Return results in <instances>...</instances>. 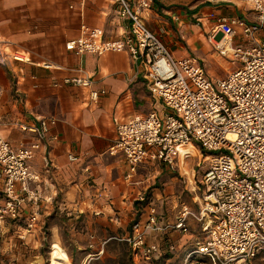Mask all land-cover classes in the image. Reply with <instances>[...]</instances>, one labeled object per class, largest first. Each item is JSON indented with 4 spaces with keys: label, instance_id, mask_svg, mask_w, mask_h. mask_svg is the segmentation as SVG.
Segmentation results:
<instances>
[{
    "label": "crops",
    "instance_id": "1",
    "mask_svg": "<svg viewBox=\"0 0 264 264\" xmlns=\"http://www.w3.org/2000/svg\"><path fill=\"white\" fill-rule=\"evenodd\" d=\"M126 1L136 5L140 0ZM208 12L254 21L250 9L238 0H208L188 10L159 9L152 3L143 18L171 56L179 59L192 57L190 54L206 46L212 23L201 17ZM198 19L201 24L197 26ZM126 25L112 0H0V42L9 46V52L29 58L23 63L9 58L0 64V139L13 148L29 144L32 135L19 126L32 124L37 118L53 119L50 134L56 137L28 164L30 173L37 177L30 187L41 197L35 229H23L30 212L27 208L17 225L8 226L0 234L5 248L1 255L10 259V264H39L36 250L46 239L41 232L45 225L51 244L50 264L54 244L66 253L67 264L104 263L107 259L120 264L119 254L110 253L109 245L126 244L121 240L131 236L132 224L146 220L147 210L137 198L154 185L147 170L155 167L167 172L168 168L159 162H147L128 181L122 155H111L109 150L116 139L118 122L161 112L162 107L150 96L127 54L77 56L65 50V43L78 38L82 26L100 28L106 39H114L124 36ZM257 37L264 38V32ZM44 63L53 68L44 69ZM78 68L92 79V89L105 91L97 106L88 102L87 90L60 85L63 78L77 76ZM68 156L76 160L71 162ZM1 190L0 184V204ZM152 190L150 200L161 226L174 223L181 208L193 213L199 210L198 196L193 197L196 204H185L180 201V192L173 189L162 193ZM186 224L188 231L184 234L172 229L148 233L146 244L156 245L160 253L150 261L134 255L130 264H209L199 256L188 257L197 243L206 240V234L195 220L188 219Z\"/></svg>",
    "mask_w": 264,
    "mask_h": 264
},
{
    "label": "built area",
    "instance_id": "2",
    "mask_svg": "<svg viewBox=\"0 0 264 264\" xmlns=\"http://www.w3.org/2000/svg\"><path fill=\"white\" fill-rule=\"evenodd\" d=\"M238 1L253 13V22L214 12L201 17L212 23L208 44L218 57L236 67L223 79H212L190 57L171 56L160 36L144 22L143 14L151 9L152 0H140L136 5L112 0L119 19L127 22L123 37L106 39L102 29L82 26L79 37L65 43V50L77 56L127 54L150 96L162 107L161 112L116 125L109 153L122 155L126 180L147 162H159L173 170L179 153L188 145L211 156L199 181L197 213L181 208L174 223L161 226L150 198L138 196L137 202L147 210L146 220L143 224L135 221L131 236L121 241L144 261L160 253L156 245L146 244L148 233L169 229L187 233L188 219L200 223L201 232L206 234L190 258L199 256L209 264H245L264 255V38L257 37L264 32V0ZM173 20L178 22L179 18ZM8 47L0 42V64L9 58L29 62L25 54L9 52ZM42 67L53 68L48 63ZM76 72L77 76L63 78L60 85L87 90L88 102L97 106L105 91L92 89V79L82 69ZM54 125L51 118L20 125V130L32 137L29 144L20 143L16 148L0 139V234L17 225L27 208L30 212L23 229H35L41 197L30 187L37 177L30 173L28 164L39 149L46 151L48 142L56 140L50 134ZM68 160L76 158L68 156ZM43 162L48 166L46 157Z\"/></svg>",
    "mask_w": 264,
    "mask_h": 264
},
{
    "label": "rangeland",
    "instance_id": "3",
    "mask_svg": "<svg viewBox=\"0 0 264 264\" xmlns=\"http://www.w3.org/2000/svg\"><path fill=\"white\" fill-rule=\"evenodd\" d=\"M206 2H208V0H153V5L159 9L174 7L176 9L183 8L188 10L196 6L206 4ZM190 56H192L190 58L198 62V65L200 64L203 66L208 76L212 79H223L229 71H233L236 68L235 65L227 63L225 60L221 59L215 54L214 50L207 42V36L206 46L202 49V51L190 54ZM210 158L211 156L203 153L199 147L188 145L182 152L179 153L178 163L173 170L168 169L166 172L164 171V168H162V170L159 168L155 169V167L152 169L149 168L147 170V173H149L148 177H152V179H150L152 180L150 184L154 182V185L152 184V186H150L146 191V194L149 195L148 198L151 196L150 193L152 189L162 193L164 189L169 188L180 192V201L183 203L196 204V201H194L193 197H199L200 195L199 181L201 179L202 172H204L208 166ZM172 180H174V184L171 183ZM192 188L195 189L193 190ZM41 232L46 236V239L43 240V243L40 245L38 250H36L40 255L39 264H50L49 253L51 244H49L47 241V236L49 235L47 225L42 228ZM2 245L3 244L0 242V263L10 264V259H4V255H1V253L5 250V248L3 249ZM109 251L110 253L116 252L119 254L120 259H118V263H131L129 259V247L127 245L122 243H113L109 245ZM96 258L97 257L94 259ZM12 263L15 264L16 262ZM91 264H114V261L112 259H107L104 263H100L99 261L95 260ZM245 264H264V255L259 256L258 258Z\"/></svg>",
    "mask_w": 264,
    "mask_h": 264
},
{
    "label": "bare ground",
    "instance_id": "4",
    "mask_svg": "<svg viewBox=\"0 0 264 264\" xmlns=\"http://www.w3.org/2000/svg\"><path fill=\"white\" fill-rule=\"evenodd\" d=\"M66 253L56 244L51 246V263L67 264Z\"/></svg>",
    "mask_w": 264,
    "mask_h": 264
},
{
    "label": "trees",
    "instance_id": "5",
    "mask_svg": "<svg viewBox=\"0 0 264 264\" xmlns=\"http://www.w3.org/2000/svg\"><path fill=\"white\" fill-rule=\"evenodd\" d=\"M148 194H146V200H147V198H148ZM126 245V244H125ZM258 258V257H257ZM129 259H130V261L132 262L133 261V259H134V254H133V252L131 251V249L129 248Z\"/></svg>",
    "mask_w": 264,
    "mask_h": 264
}]
</instances>
